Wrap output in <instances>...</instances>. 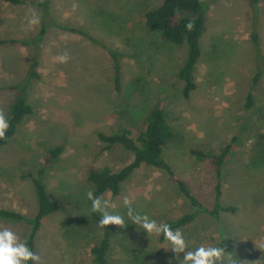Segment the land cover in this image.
I'll return each instance as SVG.
<instances>
[{
	"label": "rangeland",
	"instance_id": "rangeland-1",
	"mask_svg": "<svg viewBox=\"0 0 264 264\" xmlns=\"http://www.w3.org/2000/svg\"><path fill=\"white\" fill-rule=\"evenodd\" d=\"M162 1L0 0V109L7 113L20 85L33 109L0 147V208L34 216L38 201L30 174L42 168L49 148L62 147L40 177L56 209L43 219L35 241L39 264H92L90 248L105 227L110 230L107 264H180L170 242L134 223L124 204L127 197L133 215L163 223L193 211L166 172L141 165L118 195L101 196L114 205L110 212L123 216L125 228L100 226V214L91 211L86 196L93 191L88 167L115 171L132 160L120 145L103 149L98 133L128 128L136 136L154 108L163 110L176 131L164 148L165 159L207 208L213 206L218 179L210 162L198 160L191 149L219 152L230 144L221 203L234 210L220 211L216 218L198 213L178 228L188 250L223 247L226 260L263 264L264 0H205L202 54L188 97L176 77L186 45L145 28L144 11ZM33 17L39 22L29 23ZM65 51L70 59L61 63L57 57ZM111 52L120 67L119 90ZM250 90L253 103L246 108ZM5 227L21 240L28 230L25 223L0 219V229Z\"/></svg>",
	"mask_w": 264,
	"mask_h": 264
},
{
	"label": "trees",
	"instance_id": "trees-1",
	"mask_svg": "<svg viewBox=\"0 0 264 264\" xmlns=\"http://www.w3.org/2000/svg\"><path fill=\"white\" fill-rule=\"evenodd\" d=\"M7 1L15 4L22 2V0ZM251 1L255 2L256 0ZM206 13L207 3L205 0H163L157 7L144 11V24L148 31H159L165 40L176 45H186L184 59L176 71V77L183 84L182 95L184 97H188L190 92L196 87L194 71L202 54L201 36L206 25ZM189 20L194 21L195 25L191 31L185 27ZM44 28L45 25H42L39 30L37 36L39 40L44 33ZM250 37L253 41H256L258 35L253 31ZM111 56L114 62L115 89L119 90L121 78L120 67L116 54L111 52ZM261 73V69L257 70L254 77L255 83L258 81ZM30 74L35 76L36 72L32 70ZM25 89L23 85L17 86L16 93L8 104L6 115L10 121V127L6 131V138L0 139V147L11 141L24 117L33 112L32 106L27 100ZM251 91L246 96V108L251 107L253 103ZM144 121V129L136 136H132L128 128H118L109 133H98L99 140L104 144L103 149H109L113 145H120L132 153V160L115 171L110 170L106 166L99 168L88 167L86 170V180L92 185L93 192L96 196H102L106 192H110L112 195H118L121 191L122 184L128 180L132 173L141 165H146L166 172L170 181L177 186L180 193L194 208L193 211L185 212L178 217L164 221V223L171 225L173 229L189 224L195 219L198 213H206L216 218L220 211L234 210L232 206L221 203L220 180L224 159L230 149L229 143L222 147L219 152L191 149V153L198 160H208L210 162L218 179L215 185L213 206L210 209L201 204L191 192L186 181L179 177L164 157V148L176 137V131L167 121L163 110L160 108L151 109L145 115ZM61 151L62 147L59 145L49 148L42 168L35 175L30 174L38 201V210L34 216L29 217L15 210L0 208V219L28 225V230L24 234L23 240L27 241L28 246L34 252L35 241L43 219L51 215L56 209V203L50 198L40 177L44 174L46 167L58 157ZM159 239L162 241L166 240L163 234H160ZM222 242H226L225 238H222ZM109 250L110 230L105 227L100 240L90 248L92 264H107ZM262 261L264 264V256ZM26 264H35V262L28 261Z\"/></svg>",
	"mask_w": 264,
	"mask_h": 264
},
{
	"label": "clouds",
	"instance_id": "clouds-1",
	"mask_svg": "<svg viewBox=\"0 0 264 264\" xmlns=\"http://www.w3.org/2000/svg\"><path fill=\"white\" fill-rule=\"evenodd\" d=\"M38 18L33 17L29 21L31 24L38 23ZM186 29L191 31L194 29V21L189 20L185 25ZM61 63H66L70 59L67 51L57 57ZM10 127V121L3 109H0V139L6 138V131ZM87 199L91 201V211L99 213V225L109 226L115 225L120 228L127 227L123 216L113 214L108 209L114 207L110 201L96 196L92 190L86 193ZM125 206L129 207V217L134 223L140 226L149 234H163L165 239L170 242L171 250L176 254V258L180 264H237L231 256L225 259V248L215 247L211 245H200L194 250H188V243L183 232L180 229H173L171 225L163 222H157L150 218L147 214L133 215L131 210V201L125 197ZM183 253V259H179V254ZM28 261H33L39 264L40 256L32 251L26 240H21L20 236L11 228L0 229V264H26ZM246 264V261L243 262Z\"/></svg>",
	"mask_w": 264,
	"mask_h": 264
}]
</instances>
